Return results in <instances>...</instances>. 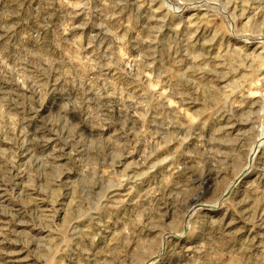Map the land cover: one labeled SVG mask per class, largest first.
<instances>
[{"label":"rangeland","instance_id":"rangeland-1","mask_svg":"<svg viewBox=\"0 0 264 264\" xmlns=\"http://www.w3.org/2000/svg\"><path fill=\"white\" fill-rule=\"evenodd\" d=\"M0 264H264V0H0Z\"/></svg>","mask_w":264,"mask_h":264}]
</instances>
